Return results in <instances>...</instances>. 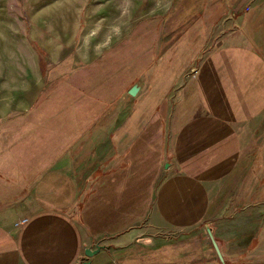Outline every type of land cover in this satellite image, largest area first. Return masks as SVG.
I'll use <instances>...</instances> for the list:
<instances>
[{
	"label": "crops",
	"instance_id": "obj_1",
	"mask_svg": "<svg viewBox=\"0 0 264 264\" xmlns=\"http://www.w3.org/2000/svg\"><path fill=\"white\" fill-rule=\"evenodd\" d=\"M249 39L237 51L203 56L192 68L196 76L175 67L184 55H166L153 76L163 72L172 82L165 87L158 77L144 93L129 92L132 106H122L121 133L108 135L109 154L104 146L90 148L82 160L77 141L34 182L9 180L0 188V264H126L122 258L129 260L135 247L157 264L158 248L184 242L200 228L211 229L232 264L263 259L264 206L224 216L228 206L236 210L253 200L255 186L264 198V51ZM21 122L29 131L40 120ZM90 135L93 130L80 140ZM112 150L121 166L107 162ZM120 186L121 193L107 191ZM82 193L88 221L111 217L126 230L83 223ZM111 201L121 207L108 208ZM97 245L88 256L86 249ZM204 245L215 251L206 238ZM111 251H121V263Z\"/></svg>",
	"mask_w": 264,
	"mask_h": 264
},
{
	"label": "rangeland",
	"instance_id": "obj_2",
	"mask_svg": "<svg viewBox=\"0 0 264 264\" xmlns=\"http://www.w3.org/2000/svg\"><path fill=\"white\" fill-rule=\"evenodd\" d=\"M204 31L202 45L205 36L191 34ZM250 37L255 50L264 51V0H0V129L14 140L7 155L9 177L30 184L77 141L82 160L90 148L104 146L109 154L108 135L121 133L122 106H132L129 92L144 93L158 77H164L165 87L172 82L163 72L153 76L156 64L167 63L166 55H184L175 67H183L182 76H196L192 68L203 56L237 51ZM23 118L40 122L24 135L13 133L10 127ZM87 130L93 135L80 140ZM116 153L107 160L112 168L121 166ZM254 190L253 200L236 210L228 206L224 216L263 207L260 186ZM202 231L169 249L161 246L153 258L157 264H222L214 250L204 251L203 241L211 239ZM140 249L122 261L156 264ZM261 256L243 258V264H264V252ZM110 257L121 263V251Z\"/></svg>",
	"mask_w": 264,
	"mask_h": 264
},
{
	"label": "trees",
	"instance_id": "obj_3",
	"mask_svg": "<svg viewBox=\"0 0 264 264\" xmlns=\"http://www.w3.org/2000/svg\"><path fill=\"white\" fill-rule=\"evenodd\" d=\"M10 129L12 130L13 133H17L18 135H24L28 131V128L24 130L22 123H20V125L17 128H15L13 125L12 127H10ZM13 142H14L13 136L10 137L9 134H7L6 132V129H3V128L0 129V188L1 189H3L6 186V184L13 181V178L9 177V172L12 171L11 162L8 163L7 161V155L10 153L9 150L12 149L11 146ZM42 173L43 171H38V173L33 177L34 179L30 180V182L35 181ZM107 191H110L111 194H117L118 192L121 193V186L118 188H114V189L112 188L107 189ZM118 206L121 207V203L119 205H116V203L113 204L112 201L107 205L108 208L112 207L113 210L117 209ZM142 206L144 207L145 205H142ZM81 219L83 220L84 223H86L89 226V228H92L93 230H96V229L100 230L97 227V225H102L103 230L115 231V230L121 229V227L117 226L118 220L111 218V217L101 218L96 221L95 219L88 221L83 211V215L81 216ZM126 222L127 221H124L123 219H121V221H119V224H121L122 226ZM225 262L227 264H232V262H230L228 258L225 259Z\"/></svg>",
	"mask_w": 264,
	"mask_h": 264
},
{
	"label": "water",
	"instance_id": "obj_4",
	"mask_svg": "<svg viewBox=\"0 0 264 264\" xmlns=\"http://www.w3.org/2000/svg\"><path fill=\"white\" fill-rule=\"evenodd\" d=\"M134 92H135V90L132 89V90H131V93H134ZM208 232H209V236H210L211 242H212V244H213V247H214V249H215V251H216V254H217L219 260L222 262V264H227V263L225 262V258H224L223 252H222V250H221V248H220V246H219V243L217 242V240H216V238H215L213 232L211 231V229H208ZM100 249H101V246H100V245H97L96 249L88 248V249H86V254H87L88 256H93V255L96 254Z\"/></svg>",
	"mask_w": 264,
	"mask_h": 264
},
{
	"label": "built area",
	"instance_id": "obj_5",
	"mask_svg": "<svg viewBox=\"0 0 264 264\" xmlns=\"http://www.w3.org/2000/svg\"><path fill=\"white\" fill-rule=\"evenodd\" d=\"M26 220H27V218H23L17 224H21V223L25 222Z\"/></svg>",
	"mask_w": 264,
	"mask_h": 264
}]
</instances>
